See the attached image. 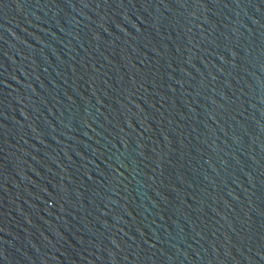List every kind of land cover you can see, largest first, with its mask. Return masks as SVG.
<instances>
[{
  "label": "water",
  "instance_id": "obj_1",
  "mask_svg": "<svg viewBox=\"0 0 264 264\" xmlns=\"http://www.w3.org/2000/svg\"><path fill=\"white\" fill-rule=\"evenodd\" d=\"M0 264H264V0H0Z\"/></svg>",
  "mask_w": 264,
  "mask_h": 264
}]
</instances>
